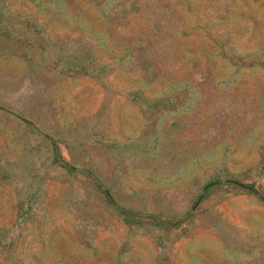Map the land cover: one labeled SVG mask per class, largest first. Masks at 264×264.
I'll use <instances>...</instances> for the list:
<instances>
[{
  "label": "rangeland",
  "instance_id": "obj_1",
  "mask_svg": "<svg viewBox=\"0 0 264 264\" xmlns=\"http://www.w3.org/2000/svg\"><path fill=\"white\" fill-rule=\"evenodd\" d=\"M0 264H264V0H0Z\"/></svg>",
  "mask_w": 264,
  "mask_h": 264
}]
</instances>
